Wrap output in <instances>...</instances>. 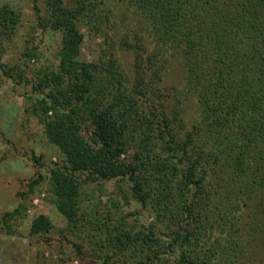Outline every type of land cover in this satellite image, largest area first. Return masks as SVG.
<instances>
[{
	"label": "trees",
	"instance_id": "1",
	"mask_svg": "<svg viewBox=\"0 0 264 264\" xmlns=\"http://www.w3.org/2000/svg\"><path fill=\"white\" fill-rule=\"evenodd\" d=\"M116 1L154 37L150 82L137 64L128 85L112 53L100 64L80 60L82 27L108 19V0H46L44 22L60 33V49L56 68L37 76L42 93L32 112L64 156L48 169L52 202L76 228L83 185L101 192L102 181L125 180L134 200L154 209L155 223L107 224L89 255L98 264H236L246 217H264V0ZM19 22V11L0 0V38ZM166 52L181 58L185 90L199 105L189 130L178 110L168 117L139 103L160 91L156 63ZM51 229L43 214L32 221L35 234Z\"/></svg>",
	"mask_w": 264,
	"mask_h": 264
},
{
	"label": "rangeland",
	"instance_id": "2",
	"mask_svg": "<svg viewBox=\"0 0 264 264\" xmlns=\"http://www.w3.org/2000/svg\"><path fill=\"white\" fill-rule=\"evenodd\" d=\"M1 2L19 11L20 22L9 38H0V264H98L89 255L99 248L95 243L101 244L107 224L123 218L129 226L151 228L155 211L150 204L136 202L127 182L116 179L102 181L101 192L94 184L83 185L78 227H71L57 211L47 176L49 167L62 164L64 156L47 140L32 109L42 93L34 89L37 76L58 64L60 33L45 25L46 0ZM107 7L110 12L107 20L102 18L104 23L83 25L80 60L100 64L112 53L126 72L128 85L136 82L137 64L144 67V80L150 82L156 57L152 62L147 59L155 52V43L146 22L124 3L108 0ZM156 64L162 65L160 81L154 84L160 91L142 96L139 103L154 113L162 109L168 117L178 110L184 128L191 129L199 118V105L185 90L181 58L166 52ZM158 102L162 107L157 109ZM38 172L42 177L30 191L29 183ZM15 209L16 214L5 215ZM40 214L52 223L48 233L31 232L32 221ZM245 221L249 222L245 246L236 264H264V217L252 214ZM160 226L156 222L154 227Z\"/></svg>",
	"mask_w": 264,
	"mask_h": 264
}]
</instances>
